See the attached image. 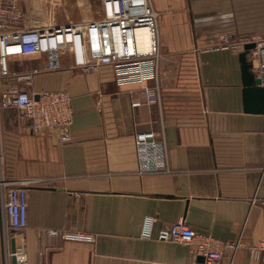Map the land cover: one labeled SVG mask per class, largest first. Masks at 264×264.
<instances>
[{"label": "crops", "instance_id": "obj_1", "mask_svg": "<svg viewBox=\"0 0 264 264\" xmlns=\"http://www.w3.org/2000/svg\"><path fill=\"white\" fill-rule=\"evenodd\" d=\"M151 1L162 11V0ZM189 6V14L158 11V76L143 84H118L110 66L85 72L68 50L54 70L46 54L9 58L12 73L40 71L30 84L2 78L0 94L14 86L66 90L74 115L64 132L34 129L16 108L0 107V182L30 183L24 230L9 226L0 186V264H12L13 240L27 264L201 260L187 244L143 238L147 217L154 234L184 219L197 232L239 242L221 264H264V254L250 251L264 240V114L244 111L243 47L224 42L225 35L264 38V0ZM138 48H151L150 34ZM149 130L163 142L158 172H140L135 134ZM66 232L91 240L64 239Z\"/></svg>", "mask_w": 264, "mask_h": 264}, {"label": "built area", "instance_id": "obj_2", "mask_svg": "<svg viewBox=\"0 0 264 264\" xmlns=\"http://www.w3.org/2000/svg\"><path fill=\"white\" fill-rule=\"evenodd\" d=\"M101 15L89 22L72 23L70 26H41L25 28L21 25L22 13L16 0H0V80L10 76L17 83H32L39 69L33 72H11L8 60L11 56H32L46 54L47 69L62 66V52L68 50L75 67L85 72L98 71L102 66L113 68L116 81L120 85L146 83L156 79L161 57L158 18L159 13L151 0H101ZM148 29L152 36L151 49L140 51L137 44L138 29ZM240 47L255 42L256 48L250 55L254 69L264 84V40L243 39ZM18 47V52L11 50ZM256 60V62H255ZM258 66H255V63ZM38 96V98H36ZM150 100L155 92L149 91ZM0 106L16 108L31 119L34 129L64 130L72 121L74 110L70 96L65 90L42 91L38 94L12 87L1 94ZM70 135L61 136L63 142L70 141ZM136 150L140 172H158L164 168V154L159 153L163 142L155 131H141L135 134ZM160 158L153 162L154 158ZM166 170V169H165ZM29 182H0L4 210L9 226L24 230L28 225ZM61 232L50 231L58 236ZM64 239L91 240L90 235L74 232L62 233ZM142 237L157 238L187 244L192 252L201 257L197 264H221L227 251L235 252L239 242L222 241L211 234L197 232L182 219L154 234V219L147 217ZM251 255L258 258L264 254V240L250 247ZM17 264H27L23 247L16 249Z\"/></svg>", "mask_w": 264, "mask_h": 264}, {"label": "rangeland", "instance_id": "obj_3", "mask_svg": "<svg viewBox=\"0 0 264 264\" xmlns=\"http://www.w3.org/2000/svg\"><path fill=\"white\" fill-rule=\"evenodd\" d=\"M16 1L22 13L21 25L25 28L41 27V26H49V25L70 26L72 23L89 22L91 20L98 18L101 15V11H102L101 0H16ZM152 4H154L153 6L156 9V11L157 12L159 11L160 13L168 12L170 14L182 15V14H189L190 12V6H189L190 0H162L161 4H163L164 6L161 8L162 11H160V8L157 7V4H155L154 2H152ZM140 30L145 31L146 29L143 28ZM139 36H138V43L140 42L141 45L145 44L146 38H144L143 36L142 37L140 36L139 38ZM229 36H227L226 38L225 35L224 38L226 47H233L234 49L238 48V50H240L239 47L241 45V42L244 41L243 39L252 38V37L250 38L237 37L235 35H229ZM262 40H264V38H262ZM159 43H160V39H159ZM0 99H1V94H0Z\"/></svg>", "mask_w": 264, "mask_h": 264}, {"label": "water", "instance_id": "obj_4", "mask_svg": "<svg viewBox=\"0 0 264 264\" xmlns=\"http://www.w3.org/2000/svg\"><path fill=\"white\" fill-rule=\"evenodd\" d=\"M256 48L255 42H248L244 45L239 54L242 76V98L244 111L247 113L264 114V84L259 74L254 69V63L250 55ZM38 98V96H36ZM16 241H12V264H17Z\"/></svg>", "mask_w": 264, "mask_h": 264}, {"label": "bare ground", "instance_id": "obj_5", "mask_svg": "<svg viewBox=\"0 0 264 264\" xmlns=\"http://www.w3.org/2000/svg\"><path fill=\"white\" fill-rule=\"evenodd\" d=\"M141 29H143V28H141ZM140 29H138V31H137V44H138V36L140 35L141 37L143 36H145L146 38L149 36V34H150V32H149V30L148 29H146L145 31H143V30H140ZM142 31V32H141ZM140 36H139V38H140ZM150 43H151V46H152V36H151V34H150ZM140 49H142V48H140ZM139 49V50H140ZM149 49H151V48H149ZM149 49H147V50H149ZM11 50H13V52H18L17 50H18V47H13ZM146 50V51H147ZM141 51V50H140ZM255 62H256V60H255Z\"/></svg>", "mask_w": 264, "mask_h": 264}]
</instances>
